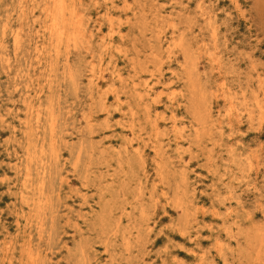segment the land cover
I'll return each instance as SVG.
<instances>
[{"label":"rangeland","instance_id":"374dc122","mask_svg":"<svg viewBox=\"0 0 264 264\" xmlns=\"http://www.w3.org/2000/svg\"><path fill=\"white\" fill-rule=\"evenodd\" d=\"M62 3L0 0V264H264V0Z\"/></svg>","mask_w":264,"mask_h":264},{"label":"bare ground","instance_id":"6f19581e","mask_svg":"<svg viewBox=\"0 0 264 264\" xmlns=\"http://www.w3.org/2000/svg\"><path fill=\"white\" fill-rule=\"evenodd\" d=\"M59 2L61 3V5L63 4V0H59ZM64 7V6H63ZM51 12V10H49ZM49 12V13H50ZM73 12V11H72ZM49 15V14H48ZM50 19H51V25H50V31L53 32L56 29H58V19L56 14H50ZM62 23V22H61ZM63 24V23H62ZM50 124V123H49ZM32 160V159H31ZM26 161V160H25ZM11 168V167H10ZM156 177V176H155ZM34 187V186H33ZM17 263V262H16Z\"/></svg>","mask_w":264,"mask_h":264}]
</instances>
